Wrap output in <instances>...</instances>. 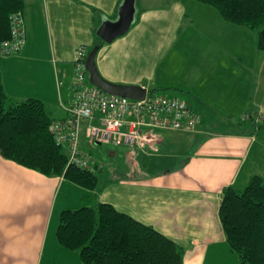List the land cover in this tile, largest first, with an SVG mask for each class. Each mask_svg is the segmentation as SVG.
Here are the masks:
<instances>
[{
	"label": "crops",
	"instance_id": "crops-1",
	"mask_svg": "<svg viewBox=\"0 0 264 264\" xmlns=\"http://www.w3.org/2000/svg\"><path fill=\"white\" fill-rule=\"evenodd\" d=\"M119 1L24 0L25 43L19 53L0 56L7 94L19 99L38 98L50 106L55 118L64 117L58 100L67 102L70 98L75 49L94 42L97 18L92 8L101 12L100 24L105 18L116 19ZM192 3L168 0L172 11L169 21L165 9H150L148 3L136 0L132 32L104 43L95 60L97 67L114 62L113 66L108 64V71L102 67L101 74L112 82L148 89L165 86L173 92L188 88L187 97L171 94L187 101L201 115L197 129L156 131L151 145L138 148L107 145L105 180L95 192L0 156V264H16L23 257L36 259L40 253L43 264H82L77 250L57 242L59 214L63 209L100 201L182 244L183 264H240L225 240L218 210L224 186L242 190L253 176L264 181V132L250 134L237 127L243 114L264 108V51L257 48L255 32L225 22L201 3L194 7ZM193 9L208 20L196 38L191 27L194 19L189 17ZM173 18L179 19L177 25ZM158 24L180 29L179 34L181 30L192 33L189 62L202 63L200 83L149 85L143 81L145 77L122 72L127 62H156L143 35ZM215 115L237 119L233 125L218 129L212 125ZM119 148L123 154L120 168L112 163ZM102 169L103 165L97 171ZM33 179L38 181L35 186ZM57 188L63 199L56 206L51 201Z\"/></svg>",
	"mask_w": 264,
	"mask_h": 264
},
{
	"label": "trees",
	"instance_id": "trees-1",
	"mask_svg": "<svg viewBox=\"0 0 264 264\" xmlns=\"http://www.w3.org/2000/svg\"><path fill=\"white\" fill-rule=\"evenodd\" d=\"M195 1L214 8L225 22L255 32L257 48L264 51V0ZM24 5V0H0V44L10 37L11 16L22 15ZM92 10L97 24L88 51L101 42L96 36L101 12ZM165 89L170 88L149 90L167 94ZM64 117L55 118L50 106L38 98L7 94L0 70V156L44 176H60L95 190L101 162L92 169L68 164L65 148L53 138V122ZM237 127L250 134L264 132V122L253 117L242 118ZM218 216L225 240L240 264H264V181L253 176L242 190L224 186ZM55 235L59 245L79 252L82 264H183L182 244L108 202L63 209Z\"/></svg>",
	"mask_w": 264,
	"mask_h": 264
},
{
	"label": "built area",
	"instance_id": "built-area-1",
	"mask_svg": "<svg viewBox=\"0 0 264 264\" xmlns=\"http://www.w3.org/2000/svg\"><path fill=\"white\" fill-rule=\"evenodd\" d=\"M25 43L24 19L21 14L10 18V37L1 42L0 56L19 53ZM87 48L75 49L72 60L73 81L70 98L59 105L66 113L52 124L53 138L68 155V164L92 169L97 162L81 148V137L91 144H110L138 148L155 141L156 131L194 132L201 115L184 99L169 94H157L146 88L143 99L110 95L91 84L85 68ZM264 122V108L243 114Z\"/></svg>",
	"mask_w": 264,
	"mask_h": 264
},
{
	"label": "rangeland",
	"instance_id": "rangeland-1",
	"mask_svg": "<svg viewBox=\"0 0 264 264\" xmlns=\"http://www.w3.org/2000/svg\"><path fill=\"white\" fill-rule=\"evenodd\" d=\"M147 6L150 9H165L168 14L167 18L170 21L169 14L172 12L171 7H168V0H143ZM193 2L192 6H199L200 3H196L195 0H191ZM199 4V5H198ZM200 6L204 9L213 10L215 13L217 12L214 8L201 4ZM187 9H189L187 7ZM172 10H177L176 7H173ZM190 10V9H189ZM190 16L193 17V23L191 27L194 32L197 34L195 36L198 37L200 34V27L205 26V24L208 22V20H205L200 11L193 9L190 11ZM217 14V13H216ZM174 17V16H173ZM176 17V16H175ZM174 24L177 25V18H173ZM184 23V21H182ZM185 24H182V28H184ZM160 27V29H159ZM181 28V29H182ZM133 26H131L130 30L123 35L122 37L128 36L132 32ZM180 30V29H179ZM176 31V29L168 28L167 26L157 25L156 28L151 27L146 29V34L143 35L144 44L150 46L152 49V54L155 55L156 62H151L150 60L147 62H127L125 66L124 71L120 70L119 67H117V71H122L124 74H132L134 76H142L145 78H142L144 82H147L149 85H153L155 83H165L168 84L167 81H173V82H184L194 85L196 82L200 83L199 79L203 76V70L204 68L201 66V62H189L191 55L189 54L191 48H192V38L193 35L187 34L188 31ZM149 52V51H148ZM109 65L113 66L114 62H109ZM108 64H105L103 62L102 66L99 65L98 69L99 72L103 75L104 70H102V67L106 69L107 71L110 69ZM88 76V75H87ZM105 77V76H104ZM152 88V86L150 87ZM164 91L167 92V94H174L180 95L182 97H187L188 95V88H185L183 90H180L179 92H173L171 89H165ZM154 93H162L161 91H154ZM172 93V94H171ZM213 122L212 125L215 126L218 129H222L223 127L231 126L234 124V121L237 119L236 117L231 118H225L223 116H213ZM84 138V137H83ZM86 142H85V141ZM84 140L81 141V145L84 146L85 151H87L91 157L95 158L97 162H101V165H103L102 171H96L97 177H98V185L95 188V190H100L103 187V181L105 180L107 170V166L109 164L107 153L105 152L107 145L101 144V145H95L88 143L87 140L84 138ZM110 146V144H108ZM123 157L122 152L120 151V148L116 150V156L115 159H113L112 163L115 162V164L119 167L121 163V158ZM120 168V167H119ZM38 183L36 179H33V186H35ZM95 190L93 192H95ZM63 199V192L59 193V190H57L54 193V198L51 201V205L56 204V206L59 204L60 200ZM80 207V206H78ZM77 207V208H78ZM76 209V208H71ZM34 247V245H33ZM34 250V249H33ZM32 250V251H33ZM37 255V254H36ZM36 259L33 258H25L17 259L16 264H43L44 259L40 261L39 256ZM49 264H53V262H50ZM54 264H60L59 262H54Z\"/></svg>",
	"mask_w": 264,
	"mask_h": 264
},
{
	"label": "water",
	"instance_id": "water-1",
	"mask_svg": "<svg viewBox=\"0 0 264 264\" xmlns=\"http://www.w3.org/2000/svg\"><path fill=\"white\" fill-rule=\"evenodd\" d=\"M136 0H122L117 9V17L114 20L103 19L96 29V36L101 40L95 44L86 55L85 68L88 80L103 92L122 96L130 99H143L146 87L139 84L116 83L104 78L98 70L96 54L104 43H111L116 38L128 32L135 20Z\"/></svg>",
	"mask_w": 264,
	"mask_h": 264
}]
</instances>
